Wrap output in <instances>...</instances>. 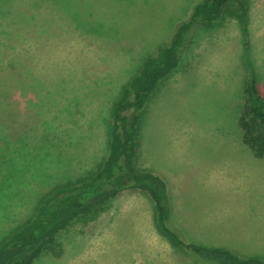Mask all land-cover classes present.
<instances>
[{
  "label": "rangeland",
  "instance_id": "374dc122",
  "mask_svg": "<svg viewBox=\"0 0 264 264\" xmlns=\"http://www.w3.org/2000/svg\"><path fill=\"white\" fill-rule=\"evenodd\" d=\"M198 1L0 0V82H10L8 98L18 108L12 124L39 117L34 115L38 107L24 109L20 89L13 92L28 68L53 81L71 72L68 76L77 86L89 82V93L81 86L77 93H66L79 97L80 107L60 115L61 131L55 139L63 163L85 168L102 154L96 122L112 96L109 78L124 75L142 55L165 42L174 24ZM242 2L230 1L216 21L191 29L180 66L155 88L141 111L138 151V164L150 166L167 183L176 221L195 239L231 247L240 255L264 254V166L252 180L234 165L230 169L228 162L242 158L229 149L242 79L253 71L264 80V0ZM22 15L33 19L25 23ZM105 19L111 23L108 29L85 31V23ZM92 116L95 123L89 126ZM237 182H252L254 188L248 189L255 193L242 191ZM37 183L32 182L33 187H41ZM16 201L5 212L0 210V237L30 213L28 202ZM152 214L150 200L125 190L95 220L60 233L59 257L45 255L36 264H198L154 230Z\"/></svg>",
  "mask_w": 264,
  "mask_h": 264
},
{
  "label": "trees",
  "instance_id": "16d2710c",
  "mask_svg": "<svg viewBox=\"0 0 264 264\" xmlns=\"http://www.w3.org/2000/svg\"><path fill=\"white\" fill-rule=\"evenodd\" d=\"M230 1L243 4L242 0L196 2L189 14L174 24L165 42L142 55L133 68L124 72L125 76L116 74L109 78L112 96L109 95L98 112L96 122L102 134V154L81 170L72 169L69 161L63 163L64 155L57 150L55 139L61 131L60 115L80 107L79 97L66 93H77L80 86L89 93V82L77 86L68 76L71 72L59 74L57 81H53L28 68L13 92L20 89L19 96L25 95L24 109L38 107L34 115L39 117L34 122L24 120L17 127L12 123L18 116V108L8 98L11 84L8 80L0 82V210L5 212L10 205L14 206L16 199L18 205L28 202L30 209L25 219L0 237V264H36L45 255L59 257L63 252L62 243L57 240L60 233L75 223L85 225L95 220L125 190L136 191L150 200L154 230L193 262L264 264L262 253L240 255L231 247L195 239L182 222L176 221L164 179L150 166L138 164L142 109L158 85L180 66L191 29L196 24L210 25L216 21ZM235 16L244 26L241 14ZM20 17L25 23L33 19V15ZM110 24L105 19L90 26L85 23L84 29L87 33L91 29L101 31ZM251 72L240 84L236 127L243 146L255 157L264 159V91L260 89L259 77ZM38 81L49 85L39 87ZM95 84H99L98 80ZM55 118L59 119L57 124L53 122ZM94 121L93 116L89 118V126ZM32 182H38L41 187H33Z\"/></svg>",
  "mask_w": 264,
  "mask_h": 264
},
{
  "label": "crops",
  "instance_id": "0c3cea01",
  "mask_svg": "<svg viewBox=\"0 0 264 264\" xmlns=\"http://www.w3.org/2000/svg\"><path fill=\"white\" fill-rule=\"evenodd\" d=\"M262 76L264 77V75L262 74ZM259 85H260V89L262 91H264V80L261 79V77L259 78ZM240 101H241V96H240ZM233 123L236 124V117L235 119L233 118ZM236 131L234 133V135L232 137H230V140H229V149H234V151L232 153H235L236 155H238V153H241L242 154V158H238L236 159L235 161V158L233 157L232 159H230L231 161H228L231 163V165L229 166V168L231 169V166L234 165V169L236 171L238 170H242V171H245L246 172V178H252V180L254 178H257L258 177V173L260 171V165L264 166V160L263 159H260V158H257L255 157L253 154H251V152H249L244 146L243 144L241 143L240 141V136L238 134V130H237V127L234 126ZM231 131L233 132V129H231ZM227 138V134H226V137ZM231 154H228V155H232ZM240 172V171H239ZM239 184V186H241V190L243 191V189L245 191H251L252 194L255 193V191H252V190H249L248 188L250 189H253V183L252 182H237ZM258 192V190L256 191ZM238 193L240 194V191L238 190ZM238 194V195H239Z\"/></svg>",
  "mask_w": 264,
  "mask_h": 264
}]
</instances>
